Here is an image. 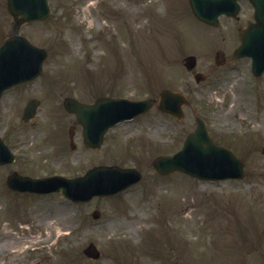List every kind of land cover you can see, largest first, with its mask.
Masks as SVG:
<instances>
[{"label": "rangeland", "instance_id": "rangeland-1", "mask_svg": "<svg viewBox=\"0 0 264 264\" xmlns=\"http://www.w3.org/2000/svg\"><path fill=\"white\" fill-rule=\"evenodd\" d=\"M49 4L45 20L20 28L47 50L41 72L0 100V133L8 132L5 141L17 155L8 169L72 176L94 164L116 163L135 166L143 176L116 195L84 203L59 191L12 192L0 168V241L4 230L26 239L13 264H264V72L255 77L249 57L232 55L251 5L242 1L238 19L221 16L213 27L194 17L187 0ZM8 20L0 2L1 39L11 28ZM218 48L226 56L221 66L214 64ZM187 54L197 58L192 70L183 64ZM195 71L206 74L205 81L195 84ZM162 87L190 99L181 119L154 105L109 129L98 149L85 148L79 138L75 150L68 148L72 116L62 108L64 96L86 102L99 95L156 98ZM30 96L39 98L40 108L26 124L20 114ZM197 114L213 141L243 160V178L160 175L150 165L155 156L181 147ZM94 207L101 213L97 220L90 217ZM52 222L60 230L46 239ZM90 240L100 251L97 259L82 252ZM11 250L0 244V264Z\"/></svg>", "mask_w": 264, "mask_h": 264}, {"label": "water", "instance_id": "water-1", "mask_svg": "<svg viewBox=\"0 0 264 264\" xmlns=\"http://www.w3.org/2000/svg\"><path fill=\"white\" fill-rule=\"evenodd\" d=\"M194 15L207 23L216 25L219 14L236 15L239 9L237 0H188ZM254 7L255 22H249L240 32V44L234 53L237 56H250L252 71L260 74L264 69V0H249ZM8 9L15 19L14 33L0 44V94L16 83L35 77L41 69L46 56L44 49L31 44L17 33V28L26 20L41 18L47 11L46 0H8ZM20 15V17L18 16ZM188 68L195 65V57L185 59ZM224 61L223 53L216 52V62ZM196 81L203 78L200 73L194 75ZM152 99L131 100L124 97L96 98L94 103H81L72 97H65L63 105L68 111L75 112L83 128V139L89 147L99 146L103 133L117 121L131 117L146 110ZM186 102L177 91L165 88L160 91L158 107L181 117V105ZM37 101L30 100L23 111V118L33 116ZM197 127L189 132L183 147L172 155L160 156L153 161L154 167L161 173L180 170L192 176L205 179L242 177L243 163L233 153L222 146L212 144L202 121L196 117ZM70 130V134H71ZM264 152V147H263ZM13 156L0 138V164L12 161ZM140 173L131 168L116 165L96 166L88 169L82 176L63 178L53 176L34 179L12 173L8 176V185L13 188L34 191L61 190L75 201L89 200L93 195L114 193L139 179ZM93 216L98 215L94 210ZM87 255L96 257L98 251L93 243L84 249Z\"/></svg>", "mask_w": 264, "mask_h": 264}, {"label": "bare ground", "instance_id": "bare-ground-1", "mask_svg": "<svg viewBox=\"0 0 264 264\" xmlns=\"http://www.w3.org/2000/svg\"><path fill=\"white\" fill-rule=\"evenodd\" d=\"M52 210H53L54 214L57 215L59 209H58V206H57L56 202L53 204V209ZM59 230H60V227L54 226V222H52L49 225V227H48L46 239H51L52 233L53 232H58ZM30 241L31 242H37L38 240L37 239H34V240H30ZM25 242H26V239L25 238H23V239H21V238H14L7 230H4V232L2 234V240L0 241V244L3 247H8V248H11L12 249L11 250L10 257H9V260L5 264H13L14 258L16 257V255L18 254V252H20L17 247L20 244L25 243ZM26 247L27 246H25V249H26Z\"/></svg>", "mask_w": 264, "mask_h": 264}, {"label": "flooded vegetation", "instance_id": "flooded-vegetation-1", "mask_svg": "<svg viewBox=\"0 0 264 264\" xmlns=\"http://www.w3.org/2000/svg\"><path fill=\"white\" fill-rule=\"evenodd\" d=\"M68 114H70L71 116H72V118H71V123L69 124V125H71L72 126V129H73V133H74V138L75 139H77V138H79L81 141H82V139H81V132H80V126H79V124L77 123V121H76V117H75V115L74 114H72V113H69V112H67ZM56 131V130H55ZM59 131H57V133L55 134V135H57L58 137H60V133H58ZM52 134H54V132H50L48 135V137H49V140H51L52 139V137L50 136V135H52ZM4 135H6V132H5V134ZM7 136H8V134L5 136V138H7ZM74 139V141H76ZM44 140V142H47V140L48 139H43ZM62 153V152H61ZM9 166H10V164H6V165H3L2 167L3 168H5L6 170H8L7 172H9Z\"/></svg>", "mask_w": 264, "mask_h": 264}]
</instances>
